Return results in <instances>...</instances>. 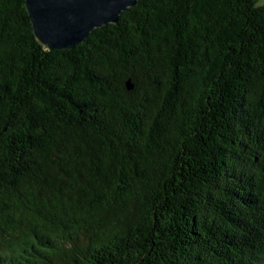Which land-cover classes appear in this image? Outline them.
<instances>
[{
	"label": "trees",
	"instance_id": "1",
	"mask_svg": "<svg viewBox=\"0 0 264 264\" xmlns=\"http://www.w3.org/2000/svg\"><path fill=\"white\" fill-rule=\"evenodd\" d=\"M0 264H264V2L138 0L47 50L0 0Z\"/></svg>",
	"mask_w": 264,
	"mask_h": 264
},
{
	"label": "water",
	"instance_id": "2",
	"mask_svg": "<svg viewBox=\"0 0 264 264\" xmlns=\"http://www.w3.org/2000/svg\"><path fill=\"white\" fill-rule=\"evenodd\" d=\"M264 1V0H263ZM138 0H25L36 39L47 50L72 49L96 28L116 23ZM127 87L132 85L128 80Z\"/></svg>",
	"mask_w": 264,
	"mask_h": 264
},
{
	"label": "rangeland",
	"instance_id": "3",
	"mask_svg": "<svg viewBox=\"0 0 264 264\" xmlns=\"http://www.w3.org/2000/svg\"><path fill=\"white\" fill-rule=\"evenodd\" d=\"M260 2H264L263 0H260Z\"/></svg>",
	"mask_w": 264,
	"mask_h": 264
}]
</instances>
